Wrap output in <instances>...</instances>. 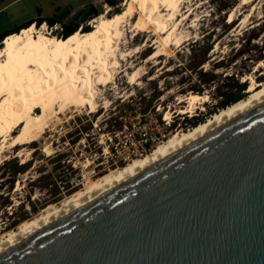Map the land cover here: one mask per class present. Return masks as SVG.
I'll use <instances>...</instances> for the list:
<instances>
[{"label": "rangeland", "instance_id": "obj_1", "mask_svg": "<svg viewBox=\"0 0 264 264\" xmlns=\"http://www.w3.org/2000/svg\"><path fill=\"white\" fill-rule=\"evenodd\" d=\"M116 1L119 5L111 7L101 0L95 5L98 16L123 12L129 0ZM185 1L178 17L180 22L188 15L178 31L184 40L181 47L174 44L170 55L147 63L154 49L135 54L147 41L131 28L137 14L123 26L119 48L120 59L126 52L133 57L121 60L113 83L98 86L96 112L90 105L70 107L33 145L2 155L0 241L99 179L147 157L175 133L207 122L223 110L217 109L220 95L234 93V79L244 83L253 75L264 83V67H259L264 61V0L248 6L244 0ZM79 25L78 31L92 30L90 21ZM62 33L51 35L61 38ZM134 71L139 72L137 82ZM246 83L249 88L250 81ZM189 94L207 96V102L196 105L193 113L179 115L178 110L188 107L180 101ZM248 96L246 92L243 100ZM166 112L172 120H166Z\"/></svg>", "mask_w": 264, "mask_h": 264}, {"label": "water", "instance_id": "obj_2", "mask_svg": "<svg viewBox=\"0 0 264 264\" xmlns=\"http://www.w3.org/2000/svg\"><path fill=\"white\" fill-rule=\"evenodd\" d=\"M96 17L89 5L72 21ZM0 264H264V103L30 235Z\"/></svg>", "mask_w": 264, "mask_h": 264}, {"label": "bare ground", "instance_id": "obj_3", "mask_svg": "<svg viewBox=\"0 0 264 264\" xmlns=\"http://www.w3.org/2000/svg\"><path fill=\"white\" fill-rule=\"evenodd\" d=\"M184 1L129 0L123 12L113 16L104 12L90 21L91 31H77L66 39L47 33L46 25H32L18 34L8 36L0 48V158L5 152L18 146L33 145L46 133L51 123L70 107L90 105L96 112L98 86L113 83L115 72L121 67V60L133 57L126 52L120 59L119 48L125 36L123 26H127L137 14L131 28L138 36L146 35L147 41L135 54L154 49L147 60L150 63L170 55L174 44L181 47L184 40L178 31L188 17L185 15L180 22L178 20ZM255 1L244 0L242 4L248 6ZM230 20H233V16ZM152 36L156 37L154 41L150 40ZM259 67H264V61H261ZM138 79L139 72L134 71L133 80L137 82ZM249 81L248 98L223 109L192 130L175 133L147 157L135 160L124 169L99 179L55 211L23 223L16 232L5 234L0 241V254L242 113L264 103V83L256 81L253 75L242 80ZM207 99V96L189 94L180 101L188 107L178 110V114L193 113L196 105L207 102ZM171 117V113L166 112V120ZM18 156H22V153ZM23 163L26 164L27 161Z\"/></svg>", "mask_w": 264, "mask_h": 264}, {"label": "crops", "instance_id": "obj_4", "mask_svg": "<svg viewBox=\"0 0 264 264\" xmlns=\"http://www.w3.org/2000/svg\"><path fill=\"white\" fill-rule=\"evenodd\" d=\"M99 2L101 0H0V34L38 19H51L63 14L68 16L64 23L69 24L79 10Z\"/></svg>", "mask_w": 264, "mask_h": 264}, {"label": "trees", "instance_id": "obj_5", "mask_svg": "<svg viewBox=\"0 0 264 264\" xmlns=\"http://www.w3.org/2000/svg\"><path fill=\"white\" fill-rule=\"evenodd\" d=\"M111 7H116L119 5V3L116 0H105ZM224 10V9H223ZM117 13H121L120 11H117ZM68 18L66 14L55 16L51 19H38L36 21H32L24 25L22 28L14 29L8 33L0 34V44L8 37L14 34L20 33L22 30L27 29L31 27L33 24H36L37 27H40L43 23H47L49 26H53L57 23L64 24L63 33L61 38H68L71 35H73L75 32L78 31L80 25L79 22L71 21L69 24H65L64 21ZM84 31H90L89 29H84ZM213 81L214 79H210ZM206 83L209 82L205 81ZM234 93H223L220 95L222 98V101L217 105V109H224L227 108L235 103H238L239 101H242L245 97V94L248 90V84L246 82L241 83L240 80L234 79V85H232L231 89ZM147 146V143L146 145ZM34 212L37 213V211L34 209Z\"/></svg>", "mask_w": 264, "mask_h": 264}, {"label": "built area", "instance_id": "obj_6", "mask_svg": "<svg viewBox=\"0 0 264 264\" xmlns=\"http://www.w3.org/2000/svg\"><path fill=\"white\" fill-rule=\"evenodd\" d=\"M42 25H46V32L47 33H49L50 35L52 34V33H54V32H62L63 31V28H62V24L61 23H57V24H55V25H53V26H49L47 23H43ZM41 25V26H42ZM40 26V27H41ZM59 36H57V38H58ZM60 37H62V34H61V36Z\"/></svg>", "mask_w": 264, "mask_h": 264}]
</instances>
